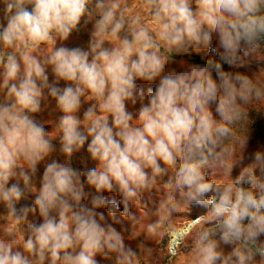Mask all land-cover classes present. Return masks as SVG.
<instances>
[{"label":"clouds","instance_id":"obj_1","mask_svg":"<svg viewBox=\"0 0 264 264\" xmlns=\"http://www.w3.org/2000/svg\"><path fill=\"white\" fill-rule=\"evenodd\" d=\"M0 5V205L21 230L27 226L22 245L15 231L0 237V264H100L98 256L142 264L116 215L122 205L120 215L137 222L131 207L151 199L170 170L166 186L179 200L168 196L167 214L183 204L206 209L187 219L170 254L190 240L193 264H264V151L230 182L210 176L217 168L231 176L244 163L248 138H240L236 160L225 141L264 91L225 65L242 68L243 57L261 49L264 0H142L154 29L131 18L122 0ZM82 22L93 24L87 47L65 46ZM208 49L219 59L171 67L175 55ZM137 81L158 83L145 95ZM49 98L61 113L52 131L35 119ZM85 149L96 167L81 171L72 158ZM29 195L31 205L18 207ZM159 224L147 225L149 236Z\"/></svg>","mask_w":264,"mask_h":264},{"label":"rangeland","instance_id":"obj_2","mask_svg":"<svg viewBox=\"0 0 264 264\" xmlns=\"http://www.w3.org/2000/svg\"><path fill=\"white\" fill-rule=\"evenodd\" d=\"M125 4L130 9L129 15L131 18L136 19L138 17L146 27L154 29L155 26L151 24L147 11L142 5V0H125V3H123L122 0V7H124ZM92 27V22L88 23L86 26L82 22L80 31L74 32L69 40L64 42L65 46L86 48ZM56 46H60L59 41ZM215 47L216 41L214 38L212 48L214 49ZM48 50L51 51V45L48 46ZM8 51H10V49H4L5 53ZM259 54L260 53L256 52L249 55L251 58L249 56L243 57L245 60V66L242 68H229L227 65H225V68L226 70L241 71L248 74L253 79L254 85L264 91V70L261 60H257ZM241 55L243 56V53H241ZM208 58L219 59L212 49H208L199 54L190 52L189 54L176 55V57H174L175 63H173L171 67L179 72L188 67V64L191 63L204 64ZM48 71L51 80L53 79L51 69ZM156 83H158V81L152 84L137 81L138 86L145 90V95L148 88H155ZM60 86H64V83L61 82ZM145 102L147 101L145 100ZM47 103L49 108L44 112L37 114L35 119L42 123L47 131H52L53 125L50 123H53L61 113L53 111L55 108L54 100L49 98ZM91 103L94 102L85 103L84 109L90 106ZM136 107H139V104H137ZM84 109L81 110V118ZM129 110H132L131 105H129ZM247 110L249 114L248 119L234 126L236 135L230 140L225 141L226 144H232L236 148V155L232 158L233 160H236L242 152L239 144L240 138H248L246 149L243 152L244 163L243 165H237L234 171H232L231 176H229L224 169L217 168L213 170V172L210 173V176L221 183L230 182L231 178H235L242 166L252 162V157L255 151H264V97L260 100L253 99L252 102L247 105ZM133 123L134 125H138L140 122L134 121ZM53 143L57 148L59 147L58 139L54 140ZM60 159H62V157ZM72 164L73 167L81 171H87L90 168L96 167V163L91 161L88 157L86 149L74 154ZM42 172L43 165L40 166V173L42 174ZM257 174L259 173L257 172ZM171 175L172 172L170 170L167 176L158 178L157 185H155V188L152 190L151 199H149V196L146 194L140 202H137V204L131 207V212L136 216L137 222L125 219L120 215V212L123 210L122 205L120 206V211L116 215V220H118L119 223H116L115 226L118 230L125 229L126 237L131 236V239L126 240V244L132 247L138 255H141L142 264H193L190 240L185 242L187 246H178L177 254L175 256L170 254L169 249L172 246L173 233L179 232L183 225L187 223L188 218H194L196 215L205 212L206 209L198 206H190L188 208L186 204H183L177 212H174L169 216L166 210L162 207V204L167 202L169 195H175L177 200H179V194L172 193L171 189L166 186ZM86 190L94 192L92 189ZM104 195L109 199H115L119 203L120 197L117 194L104 193ZM33 199L34 197L29 195L27 199L21 201V204L18 205V207L31 205ZM85 203L88 204L89 202L86 201ZM98 211L104 212L107 217L106 209H100ZM4 214H6V210L0 205V237H3L5 233L15 231L16 243L22 245L24 242V235H27V226L23 225L21 230L20 226L16 225L10 217H6ZM107 219L109 222H112L110 217H107ZM29 220L39 222V217L38 215L34 216L30 214ZM157 221H160V224L157 227L156 232L152 236H149L146 230L147 225ZM146 249H151V253L146 252ZM225 250L227 251L228 249L225 248ZM97 259L100 261V264H114L115 258L112 257L109 260H105L98 256Z\"/></svg>","mask_w":264,"mask_h":264},{"label":"trees","instance_id":"obj_3","mask_svg":"<svg viewBox=\"0 0 264 264\" xmlns=\"http://www.w3.org/2000/svg\"><path fill=\"white\" fill-rule=\"evenodd\" d=\"M0 9H2V5H0ZM0 23H4V21H3V12L2 11H0ZM257 53H260L258 55V57H257V60H261V62H262L261 64H262V67H263V70H264V63H263L264 62V42H262V47H261V49L259 51H257ZM260 56H262V57H260ZM174 57H176V55ZM249 57L251 58V56H249Z\"/></svg>","mask_w":264,"mask_h":264},{"label":"bare ground","instance_id":"obj_4","mask_svg":"<svg viewBox=\"0 0 264 264\" xmlns=\"http://www.w3.org/2000/svg\"><path fill=\"white\" fill-rule=\"evenodd\" d=\"M179 232L173 233V240H172V244L173 243H177V235Z\"/></svg>","mask_w":264,"mask_h":264},{"label":"water","instance_id":"obj_5","mask_svg":"<svg viewBox=\"0 0 264 264\" xmlns=\"http://www.w3.org/2000/svg\"><path fill=\"white\" fill-rule=\"evenodd\" d=\"M177 243H179V242L177 241Z\"/></svg>","mask_w":264,"mask_h":264}]
</instances>
